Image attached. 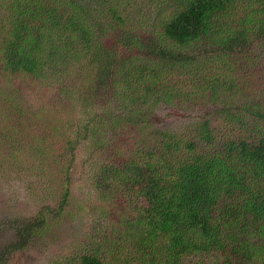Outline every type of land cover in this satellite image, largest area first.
Listing matches in <instances>:
<instances>
[{"label": "trees", "instance_id": "1", "mask_svg": "<svg viewBox=\"0 0 264 264\" xmlns=\"http://www.w3.org/2000/svg\"><path fill=\"white\" fill-rule=\"evenodd\" d=\"M137 1L0 0V159L57 167L55 205L9 221L6 247L80 217L75 253L49 264H264V0ZM160 102L186 124L160 123ZM88 146L75 169L98 201L72 211Z\"/></svg>", "mask_w": 264, "mask_h": 264}, {"label": "rangeland", "instance_id": "2", "mask_svg": "<svg viewBox=\"0 0 264 264\" xmlns=\"http://www.w3.org/2000/svg\"><path fill=\"white\" fill-rule=\"evenodd\" d=\"M151 5H154L151 0H140L136 3L137 9H139L141 13H143L147 7H152ZM3 9L5 10V8ZM3 9H0V12H2ZM243 60L247 61V63L249 62L247 58ZM45 92L46 91H44V93ZM40 93L39 90L26 88V95L24 98L28 97L25 99L28 102L32 100L37 101L40 99ZM52 98L53 97L50 99ZM247 102H249L248 99L242 100L240 106ZM178 105L182 107V105ZM218 105L220 108L221 104ZM218 105L190 103L183 106L187 108V111L194 112L192 113V117H196L198 111L202 112L206 109L213 110L216 109ZM156 111L158 115L162 116L163 121L160 123L175 126L184 125V123L186 124L187 122L186 118L182 116L183 110L177 107V103L166 104L160 102ZM189 119H191V117ZM249 121L253 122L251 118H249ZM139 146L141 148L143 144L137 147ZM134 150H136V148H134ZM19 154V158L22 159L20 166L14 167L9 161L0 159V257L5 259L3 264H49L53 259L62 258L75 253L77 244L80 241L78 239L82 237V233L85 231L87 225L86 223H80V221L84 222L85 218L82 219L79 217L74 224H66L63 229H57L52 236L42 235L32 238L29 241H25L24 247L15 250L6 247L10 243H13L12 241L14 240V231L9 221H14V219L23 216L30 217L37 210H40L45 203H52V205H55L47 185L48 181L53 180L57 172L56 165L47 162L42 170L29 175L23 168L27 169L30 166V159L27 157L30 152L21 151ZM93 156L92 149L88 146L85 149L81 148L74 158V170L71 171L72 174L70 176V180H73L74 183V191L70 201L71 203L68 205L72 211H74L75 205L83 203L92 206L96 205L98 201L96 197L98 190L94 185L92 187L88 186V171L82 167L78 170L75 169L77 164L83 161L82 159ZM81 182H83V191L78 186L81 185ZM85 216L88 218V215ZM215 253L216 252L199 255L192 254L187 256L184 261L185 264H189L190 259L199 258L204 259L207 264H217V261H222L223 259L220 256H216Z\"/></svg>", "mask_w": 264, "mask_h": 264}]
</instances>
